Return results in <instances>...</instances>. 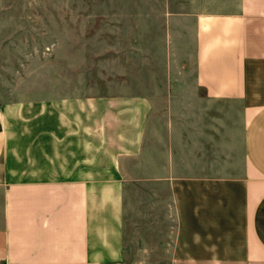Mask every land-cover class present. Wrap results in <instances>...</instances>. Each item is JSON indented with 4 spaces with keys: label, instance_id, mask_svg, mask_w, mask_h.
I'll use <instances>...</instances> for the list:
<instances>
[{
    "label": "crops",
    "instance_id": "0c3cea01",
    "mask_svg": "<svg viewBox=\"0 0 264 264\" xmlns=\"http://www.w3.org/2000/svg\"><path fill=\"white\" fill-rule=\"evenodd\" d=\"M93 3L71 91L0 64V264H264V0Z\"/></svg>",
    "mask_w": 264,
    "mask_h": 264
},
{
    "label": "rangeland",
    "instance_id": "374dc122",
    "mask_svg": "<svg viewBox=\"0 0 264 264\" xmlns=\"http://www.w3.org/2000/svg\"><path fill=\"white\" fill-rule=\"evenodd\" d=\"M93 5V0H0V64L5 73L19 71L15 78L27 93L49 97L71 91L67 27L86 25Z\"/></svg>",
    "mask_w": 264,
    "mask_h": 264
}]
</instances>
